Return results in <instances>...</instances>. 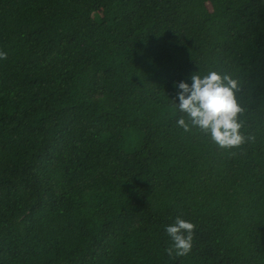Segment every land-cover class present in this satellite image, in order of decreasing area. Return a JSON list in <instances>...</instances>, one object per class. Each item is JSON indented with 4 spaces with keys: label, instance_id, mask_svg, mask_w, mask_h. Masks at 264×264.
Instances as JSON below:
<instances>
[{
    "label": "trees",
    "instance_id": "16d2710c",
    "mask_svg": "<svg viewBox=\"0 0 264 264\" xmlns=\"http://www.w3.org/2000/svg\"><path fill=\"white\" fill-rule=\"evenodd\" d=\"M0 51V264H264V0H0ZM210 70L242 150L176 124Z\"/></svg>",
    "mask_w": 264,
    "mask_h": 264
},
{
    "label": "clouds",
    "instance_id": "9594fccd",
    "mask_svg": "<svg viewBox=\"0 0 264 264\" xmlns=\"http://www.w3.org/2000/svg\"><path fill=\"white\" fill-rule=\"evenodd\" d=\"M7 53L0 51V60H6ZM192 83L174 84L178 89L173 102L179 112L176 121L185 133L194 129L210 140L220 149H241L248 143H254L256 136L248 133L245 128V116L248 109L238 99L243 92V85L231 73L210 70L205 75L199 72L190 77ZM244 130V131H242ZM171 245L166 248L170 258L185 257L192 251L195 225L181 219L165 227Z\"/></svg>",
    "mask_w": 264,
    "mask_h": 264
},
{
    "label": "rangeland",
    "instance_id": "374dc122",
    "mask_svg": "<svg viewBox=\"0 0 264 264\" xmlns=\"http://www.w3.org/2000/svg\"><path fill=\"white\" fill-rule=\"evenodd\" d=\"M100 14V13H99Z\"/></svg>",
    "mask_w": 264,
    "mask_h": 264
}]
</instances>
